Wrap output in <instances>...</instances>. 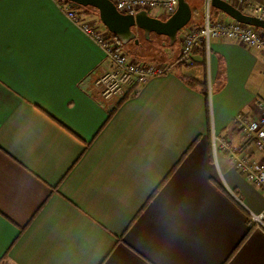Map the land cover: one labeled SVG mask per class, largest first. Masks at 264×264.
Wrapping results in <instances>:
<instances>
[{
	"label": "crops",
	"instance_id": "1",
	"mask_svg": "<svg viewBox=\"0 0 264 264\" xmlns=\"http://www.w3.org/2000/svg\"><path fill=\"white\" fill-rule=\"evenodd\" d=\"M181 34L169 73L119 104L93 86L104 50L55 0H0V264H264V186L213 144L263 157L235 119L261 113L264 53L216 38L180 63Z\"/></svg>",
	"mask_w": 264,
	"mask_h": 264
},
{
	"label": "built area",
	"instance_id": "2",
	"mask_svg": "<svg viewBox=\"0 0 264 264\" xmlns=\"http://www.w3.org/2000/svg\"><path fill=\"white\" fill-rule=\"evenodd\" d=\"M65 11L68 18L76 23L105 52L108 66H101L93 86L104 100L122 99L130 89L136 88L148 80L169 73L170 69L158 62L141 63L129 57L125 45L102 24L99 18L91 17L82 9L75 8L68 0H55ZM124 14L135 15L139 11L161 13L165 18L177 9L179 0H110ZM243 12L264 19V4L252 3L249 0H227ZM211 6V0H205ZM156 17V16H155ZM216 38L236 40L245 46L257 48L264 53V30L229 19L212 20L207 14L201 25H188L180 36V53L178 62L188 63L195 50L210 54L211 42ZM261 113L258 117L240 112L236 123L255 146L264 153V101L258 102ZM219 141V144H218ZM214 149L228 151L236 169L251 183L264 186V155L261 159L247 153H241L223 138H214ZM251 225L264 230V212L250 213Z\"/></svg>",
	"mask_w": 264,
	"mask_h": 264
},
{
	"label": "water",
	"instance_id": "3",
	"mask_svg": "<svg viewBox=\"0 0 264 264\" xmlns=\"http://www.w3.org/2000/svg\"><path fill=\"white\" fill-rule=\"evenodd\" d=\"M68 1L95 9L102 24L124 45L137 40L138 30L145 34L155 32L167 36L174 43L179 32L190 23L193 16L189 0H179L176 11L165 19L152 16L147 11H139L135 15L121 13L110 0ZM211 6L238 22L264 30V19L243 12L227 0H211Z\"/></svg>",
	"mask_w": 264,
	"mask_h": 264
},
{
	"label": "rangeland",
	"instance_id": "4",
	"mask_svg": "<svg viewBox=\"0 0 264 264\" xmlns=\"http://www.w3.org/2000/svg\"><path fill=\"white\" fill-rule=\"evenodd\" d=\"M82 10L85 12V14H93L96 18H99L98 12L92 8L84 7ZM210 10V8L204 6L201 13H204V15L210 14ZM152 14L159 18L164 17L161 13ZM195 18L196 15L192 17L189 24L195 21ZM184 29L185 27L179 32L178 35H180ZM125 51L130 58L135 59L136 61H139L141 63H170V61L174 60L177 56L178 41L172 43L167 36L158 35L155 32L145 34L142 30H138L137 40L127 43L125 45Z\"/></svg>",
	"mask_w": 264,
	"mask_h": 264
},
{
	"label": "trees",
	"instance_id": "5",
	"mask_svg": "<svg viewBox=\"0 0 264 264\" xmlns=\"http://www.w3.org/2000/svg\"><path fill=\"white\" fill-rule=\"evenodd\" d=\"M73 4V6L75 7V8H78V9H83L84 7H82V6H80V5H78V4H74V3H72ZM93 9V8H92ZM95 10V9H94ZM112 34V33H111ZM112 35H114V34H112ZM203 53H205L204 51H202ZM188 82H189V84H191V85H196V84H199V85H201V88H202V92H203V94H204V96L206 97V100H207V102H208V87H207V83L206 82H199V81H196V80H194V79H189L188 80ZM128 95H129V92L126 94V96H124L122 99H121V101L119 102V104H121L127 97H128ZM114 114V110L113 111H111V113H110V115H109V117H112V115ZM252 228H253V226H252Z\"/></svg>",
	"mask_w": 264,
	"mask_h": 264
},
{
	"label": "flooded vegetation",
	"instance_id": "6",
	"mask_svg": "<svg viewBox=\"0 0 264 264\" xmlns=\"http://www.w3.org/2000/svg\"><path fill=\"white\" fill-rule=\"evenodd\" d=\"M161 18L165 19V17H161Z\"/></svg>",
	"mask_w": 264,
	"mask_h": 264
}]
</instances>
